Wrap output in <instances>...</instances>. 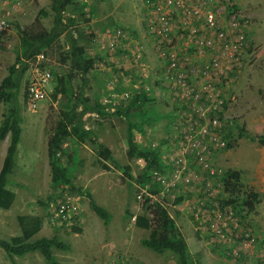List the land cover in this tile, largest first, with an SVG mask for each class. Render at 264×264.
<instances>
[{
	"label": "rangeland",
	"instance_id": "374dc122",
	"mask_svg": "<svg viewBox=\"0 0 264 264\" xmlns=\"http://www.w3.org/2000/svg\"><path fill=\"white\" fill-rule=\"evenodd\" d=\"M18 1L20 3L17 12L10 19V26L0 42V85L9 74V66L15 64L17 52L20 50L18 27L26 29L37 19L47 28L53 24L51 12L49 18H44L41 13L43 10L50 11L49 0ZM84 1L89 3L85 12L86 18H89L90 21L84 20L79 23L77 29L80 31L77 33L81 32L84 35V39L79 41L87 49L92 43H87L86 39L90 38L92 34L94 36L102 34V28L120 25L134 34V38L129 39L132 43L130 51H123L118 46V50L112 52V56L109 57L113 62L109 61L107 66L122 68V75L111 78V72H115L116 69L105 74L103 67L102 69L98 68L96 74L99 75L94 82L92 92L100 94L104 99L111 94L118 93L119 90L129 93L131 96L134 93V88L137 90L142 87L151 88L152 93L149 96L154 99H151L152 101L148 103L150 106L145 110H150L152 114L162 117L159 120H153V124L146 127L145 137L139 139L142 135H136V140L140 143L149 142L151 145L152 142L161 144L163 138L171 139V135L176 133L175 127L182 112L175 108L170 102L169 96L163 95L157 85L161 79L157 68L160 60L153 39L149 40L147 36L152 0ZM232 1L233 7L241 8V15L250 21L248 29L250 43L238 62L234 60L233 56L225 55L221 63L220 70L227 73L229 81H223L224 86L219 84V87L218 82L215 86V95L219 93L220 89L221 95L227 97L228 106L227 109H222L221 118L224 120L225 133L227 134L229 129L233 132V137L229 139L233 147L231 149L226 147L219 151L213 150L211 152L212 163L219 165L218 168L223 171L229 169L240 171L244 189L254 190V185L260 181L264 183V144L259 142L260 138L264 139V14L257 8L264 4V0ZM75 28L71 27L70 29L76 31ZM111 42L117 41H107L105 44L109 46ZM57 51L55 48L53 50L51 48L46 56H39L36 60L30 61L16 98L12 99L10 103L0 104V126L10 116L14 104H17V114L22 120L23 128L14 175H10V188L15 191L16 200L9 210H0V238L9 239L20 233L19 215H40L44 217V223L39 237H51L58 234L61 239L71 245L69 251L53 250L55 259L62 264H114L115 250L119 251V256H124V259L126 256L133 264H177V256L173 252L165 251L164 254H157L141 244V240L147 238L150 231L137 227L133 218L127 214L137 216L145 211L137 197L142 186L137 184L136 180L132 181L122 169L116 167L112 162L107 163L110 166L109 171L97 167L98 165L95 166L98 155L95 145L91 142L85 143L88 149L83 145L79 147V157L86 160V168L79 166L77 169L76 163L72 165V174L75 173L74 184L76 187L86 188L88 186L93 192L96 202L113 215V220L106 227L103 220L90 210L89 199L78 194L84 210V233L82 235L70 234L68 230L57 228L58 225L54 226V222L51 221L47 207L42 203H48L49 198L53 195L57 196V202L60 199L57 193L54 194L51 185L48 140L60 117L61 103L60 100H53L52 93H50L52 84L49 83L46 85L49 90L48 97L39 103L36 110L31 109L25 96L28 83L36 75L37 68L35 67L41 63L46 64L45 70L47 71H50L52 67L55 72H67V66L60 62L61 55L59 53L64 51L59 50L58 56L55 53ZM134 65L139 68L133 70ZM13 78L15 79V76ZM114 80H119V83H116L117 86L112 83ZM111 83L112 85H110ZM117 87H119L118 92L116 91ZM219 100L222 102L220 98ZM172 112L177 113V116L173 117L174 119L168 116ZM93 118L95 116L89 118V115H86L85 117L87 123L89 121V128L94 125ZM100 126L107 127L97 132L100 143L106 147H109L106 143L111 144L113 151L110 150L115 160L121 166H130L132 175L137 177L142 168L138 163L130 161L127 156L126 119L121 116L110 117V124ZM241 130L247 136L242 135ZM102 135H104V140L107 139L106 143L101 139ZM9 143V136L0 140V171ZM175 202L171 200L166 206L167 210L176 219V224L181 229L194 259L199 264H242L231 259L225 251L200 242L195 235L190 219L179 217L182 214L176 211L182 204L178 206ZM259 210L262 211V208ZM261 218L255 212L246 219L248 222L250 219L262 222ZM15 258L11 260L0 248V264H12L13 261L17 264H46L44 257L39 252ZM251 260L254 261V257Z\"/></svg>",
	"mask_w": 264,
	"mask_h": 264
},
{
	"label": "trees",
	"instance_id": "16d2710c",
	"mask_svg": "<svg viewBox=\"0 0 264 264\" xmlns=\"http://www.w3.org/2000/svg\"><path fill=\"white\" fill-rule=\"evenodd\" d=\"M222 1L225 3L232 2V0ZM88 5L89 3L84 0H49L50 11L43 10L41 13H43L44 18H49L50 12L52 13L53 24L50 28L45 27L39 19L26 29L18 27L20 50L17 52L15 64L9 66V74L3 79L0 85V104L10 103L12 99L16 98L17 92L20 90L21 82L28 71L30 61L36 60L39 56H46L48 50L51 48L52 50L54 48L58 50L55 52L57 56L58 52L61 50L64 51L59 53L61 55L60 62L67 66V72L58 73L55 72L52 67L49 71L51 72L49 84H52V91L50 93H52L51 95L54 101L60 100L61 110L53 134L48 140V159L51 170V185L54 194L56 195L57 193L60 198L59 200L63 201V203L68 202V200H66L67 197H65L66 194L69 193L70 197L73 198L68 203L69 208L65 210L67 218L61 221L63 223L55 220L51 212L52 207H59L57 196L53 195L49 198L48 203H42V205L47 207L48 214L50 215L51 221L54 222V226L58 225L57 228L60 227L68 230V233H73L75 235H82L84 233L83 221H85L84 210L82 209L78 194L89 199L90 210L103 220L106 227L109 226L110 221L113 220V215L96 202L94 194L88 186L83 188L76 187L74 184L75 173L72 174V165L76 163L77 169L79 166L80 168H86V160L83 157H79V147H81V145L87 142L96 145L95 149L98 158L97 162L94 164L95 166L98 165L97 167L109 171L110 166L107 163L112 162L116 167L122 169L132 181L136 179L137 184L142 187H145L147 183L151 182L152 172L155 169L161 170L163 168L160 164L161 161L158 159V157L161 156L160 151L158 149H153L152 146L147 147L139 144L136 140V135L139 134L145 137L146 127L151 126L154 121L162 117L152 114L150 110H145L148 109V106H150L148 103L151 102V99H154V97L152 98V96H149L142 87L134 93L133 99L125 107L121 106L115 112H111L110 108L103 104V98L100 94L92 92L94 82H96L99 75L96 74L98 68L102 69L103 67L105 74L116 69L110 76L111 78H116L122 71L120 67L109 68L111 66H107L111 60L101 48V41L106 39L109 31L112 39L115 38V32L118 30L128 32L131 38H134V34L120 25L102 28V34H98L97 36L92 34L90 38L86 39L87 43H92L89 49H87V47L80 43V41L84 39V35L81 32L77 33L80 31L77 29V25L84 20L90 21L89 18H86L85 12ZM0 8L4 7L1 6ZM231 9L241 14V8L234 7ZM4 13L5 11L2 10L1 14ZM71 27H76V31H72V29H70ZM184 33L187 35L189 32L185 31ZM3 35L1 36V40ZM176 35V44L193 57L194 53L197 51L194 41L190 42L189 37L186 35L183 38L179 37V31ZM246 36L248 39L249 30H247ZM249 43L250 41H248V46ZM117 47L113 52L118 50ZM223 50L224 48L220 51L208 48L207 52H212L214 54L213 56H220ZM194 63L197 64V62ZM45 67L46 64L41 63L35 68L41 71H47ZM138 68L139 66L137 65L132 67L133 70ZM157 68L161 77L157 85L160 87L163 95L169 96L170 102L177 110L182 112V105L183 110L187 111V106L180 100L179 90L178 96L176 94L173 95L172 90L165 86L164 71H166L167 68L165 62L159 61ZM14 76L15 79L13 78ZM221 86L224 85L221 84ZM48 91L49 90L46 88V98L49 94ZM174 96L178 99H175ZM172 98L177 102H174ZM220 98L223 101L219 106L221 108L219 114L221 115L222 109H227V97L221 95ZM178 102H180L181 105ZM17 106V104H14L10 116L0 126V140H4L7 136H9L10 140L0 171V210H9L16 200V193L10 188V175L14 173L17 164V153L23 133L21 125L22 120L17 114ZM108 109L109 111H107ZM179 111L178 113L180 114ZM88 114H96L100 119L106 116H121L126 119L127 156L130 161L142 158L146 162L145 168L141 170L137 177L133 178L130 166H121L113 157L110 148L98 141L95 126L99 124L100 119L93 118L94 125L89 128V121L87 123L85 120ZM168 116L173 118L177 116V113L172 112ZM241 134L246 135L243 134L242 130ZM226 137L228 140L227 148L231 149L233 146L229 139L233 137V132L230 129ZM259 142L264 144V139L260 138ZM218 170L224 174L222 181L224 190L228 195V198L223 201L224 204H233L237 213L241 217L243 216L244 221H246V218L256 211L257 205L260 203L259 193L253 189H244L242 184V173L240 171L233 169L223 171L221 168ZM156 186L154 189L158 190ZM147 201H149V198H146L143 203L145 211L137 215L135 220V225L137 227L150 231L149 236L141 240V244L157 254H164L165 251L173 252L177 256V264H199V262L194 259L181 229L176 224L174 218L171 217L168 210L157 202L149 204ZM127 216L133 217L130 213H128ZM43 223V216L19 215L18 225L20 233L9 239L0 238V248L6 252L11 260L16 259L15 257H24L29 253L39 252L44 257L46 264H62L55 259L53 250L69 251L71 250V245L61 239L58 234L51 237H39L38 235L42 230ZM261 229L262 227L260 231ZM252 236L254 237L253 247L255 250L253 256H250L247 251H240L238 257L235 258L233 255L231 259L234 258L237 262H241L242 264H251L248 261V257H250L249 259L254 257V260L259 257H264V238H261L259 233L255 232V229ZM239 245L240 242H238V247ZM230 248L233 249V246H230ZM118 252L119 251L115 250L114 264H133L129 262L126 256L125 259L123 258L124 256H119ZM12 264L17 263L13 261Z\"/></svg>",
	"mask_w": 264,
	"mask_h": 264
},
{
	"label": "built area",
	"instance_id": "2783aa9c",
	"mask_svg": "<svg viewBox=\"0 0 264 264\" xmlns=\"http://www.w3.org/2000/svg\"><path fill=\"white\" fill-rule=\"evenodd\" d=\"M19 3L18 0H0V7H4L2 9L5 11L0 15V41L9 28L10 19ZM150 4L147 36L156 43L159 57L167 66L164 71L165 86L172 90L173 95L178 96L180 92V100L187 106L185 111L178 102L182 108L178 124L179 140L169 156L174 170L169 176L155 173L157 181L162 183L165 192L172 193L173 188L183 180L187 191L196 194L185 203L195 220L196 231L210 245L233 246L232 254L236 258L240 251L252 248L254 237L241 224L233 206L221 201L223 187L218 175L222 173L214 168L211 152L226 148L228 144L224 120L218 114L221 110L219 106L223 102L219 100L220 89L217 96L215 95V86L223 77V71L219 69L225 55L233 56L238 62L247 49L246 33L249 21L238 11L227 8L232 6L231 3L220 0H157ZM178 31L182 38L186 35L185 31L189 32L186 36L190 42L194 41L197 50L193 57L176 44ZM130 38L128 32L118 30L112 39L109 31L106 39L101 41V48L108 57L112 56L117 46L123 51H130ZM113 40L117 42H112L109 46L105 44ZM208 48L224 50L220 56H213L212 52H207ZM208 56L212 60L201 64L199 60L209 58ZM50 77L49 71L37 69L35 77L29 82L27 101L32 110H36L39 103L46 98V85ZM112 83L116 86L118 80ZM116 97L119 96L111 94L105 98L104 104L115 107L117 104L109 98ZM129 97L128 93L121 96L122 99ZM174 98L178 99L175 96ZM172 100L176 101L173 98ZM165 192L162 193L163 196ZM65 197L67 203L59 200V207L54 206L51 209L53 218L58 222L67 218L65 210L69 208L68 203L73 198L68 194ZM261 259L264 264V257Z\"/></svg>",
	"mask_w": 264,
	"mask_h": 264
},
{
	"label": "clouds",
	"instance_id": "9594fccd",
	"mask_svg": "<svg viewBox=\"0 0 264 264\" xmlns=\"http://www.w3.org/2000/svg\"><path fill=\"white\" fill-rule=\"evenodd\" d=\"M113 73L114 72H111V74H113ZM122 73L123 72L121 71L120 75H122ZM110 82H112V81H110ZM118 83H119V80H118ZM118 88L119 87L116 88V91L117 92H118ZM143 90L146 91L148 94L152 93L151 88H146V89L143 88ZM136 91H137V89L134 88V93ZM134 93L131 94V96L128 99H122L121 96L123 94H125V93H123V92H121L119 90V92L116 93L119 97L109 98V99L112 100L113 103L117 104L115 107H111V106H108V105L104 104L105 98L103 99V104L106 105L107 107H109L110 110H111V112H115L116 110H118L119 107H121V106L125 107L133 99ZM26 98H27V93H26ZM107 111H109V109ZM88 115H89V118L92 117V116H95V118H99L98 115H96V114L95 115L88 114ZM178 124H179V122L177 123V125L175 127L176 133H174V134L171 135V139L168 137L167 140L165 142H162L161 144H156V143H153L152 142L151 145H150L149 142H146V143H140L139 142V144L145 145L147 147L152 146L153 149H158L160 151L161 156L158 157V159L161 161L160 164L163 166V168L161 170H156L155 169L152 172V180H151V182L147 183L145 185V187H140L142 189H140L138 191V193H139L138 196H137L138 199H139L138 201L141 202V204H142L141 207L144 208V206H143L144 205L143 204L144 203V200L146 198H149V201H147L149 204H154V202H157L161 206H163L166 210H167V207L166 206L169 204V202L171 200H172V202L176 201L175 203L178 206H180L182 204L176 210L177 213H181L182 214L179 217H185V219H190L191 223L193 224V229H194V232H195V235H196L197 239L200 242H205L209 246L210 245L209 242L204 237L200 236L199 233L196 231V223H195V220H193V216L189 212V209L187 207H185V203L187 201L191 200L192 198H194L196 196V194L187 191L186 187L184 186L183 180H180L179 183L177 184V186L175 188H173V192L172 193L165 192L164 186L162 185L161 182L157 181V178H156V175H155V173H160V174H165V175L168 174V176H169V175L172 174V172L174 170V167H173L172 163L170 162V157L169 156L172 154V151L175 149V146H176V144H177V142L179 140L178 139V135L180 133V127H179ZM141 138H142V136L139 137V139H141ZM134 162L138 163L142 169H144L145 166H146V162L142 158H138V159L134 160ZM212 164H213L214 168L219 169L218 168L219 165L217 166V164H215V163H212ZM218 176H219V179H220V181L222 183V187H223V193H222V195H220L221 201L223 202V201H225L228 198V195L226 194V192L224 190V184H223V181H222V178H223L224 174L218 175ZM134 177L135 176H133V178ZM155 186L158 187V190H155L154 189ZM163 192H165L164 196L162 195ZM140 195H142V198H139ZM169 199H171V200H169ZM232 206H234V205L232 204ZM234 211L237 214L238 218H240L241 224L245 227V229L251 231V234H254V228H253V225L252 224L250 225V221L248 222L247 219H246V221H244L243 216L241 217L237 213V211H236L235 208H234ZM132 218H133V222H135L136 216H133ZM174 220L176 222V219L175 218H174ZM255 232H256V230H255ZM211 246H213V245H211ZM215 247H217V248L225 251L226 254L230 258L233 257L232 249L230 248V246L215 245ZM247 252L249 254L251 252H253V253L255 252L253 245H252V248H250L249 250H247ZM232 259L235 260L234 258H232ZM261 260H262L261 257H259V258L255 259L254 261H252L250 259L249 262L251 264H262L261 263Z\"/></svg>",
	"mask_w": 264,
	"mask_h": 264
},
{
	"label": "crops",
	"instance_id": "0c3cea01",
	"mask_svg": "<svg viewBox=\"0 0 264 264\" xmlns=\"http://www.w3.org/2000/svg\"><path fill=\"white\" fill-rule=\"evenodd\" d=\"M24 1V0H23ZM23 1H22V3H21V5L23 4ZM25 2H26V0H25ZM20 8H22V6H20ZM257 8H259V11L260 12H262L263 14H264V4L262 5V6H259V7H257ZM2 8H0V15H2L1 13H2ZM15 12H17V10L15 11ZM15 12H14V14H15ZM14 14L12 15V18L14 17ZM11 18V19H12ZM110 117H114V116H106V117H103V118H101L100 119V122H99V124L98 125H96L95 126V132H98V130H104L105 128H107V127H102V126H100V125H103V124H110ZM166 131L168 132V129H166ZM101 139H103L104 140V135H102L101 136ZM167 140V138H163V142H165ZM98 141H100V139H99V137H98ZM105 141V143L107 142V139L106 140H104ZM110 142H111V140H110ZM108 146H109V148L112 150V147L110 146L111 144H108V143H106ZM83 146L86 148V149H88V146L86 145V144H83ZM95 148H96V145L94 146ZM8 148V147H7ZM126 149H128V146L126 147ZM113 151V150H112ZM7 152V151H6ZM6 156V155H5ZM254 190L257 192V193H259V195H260V203L257 205V209H256V213H258V215L259 216H261L262 218H261V220H262V222H258L257 220H255V221H251V219H250V225L252 224L253 225V228L256 230V232L257 233H259V235L261 236V238H264V183L263 182H259V183H257L256 185H254ZM261 194H262V196H261ZM259 208H262V211H260L259 210ZM254 212V213H255ZM260 213V214H259ZM260 220V221H261ZM262 224V225H261ZM262 227V229H261V231H260V228ZM41 233V232H40ZM253 252H251L249 255L250 256H253Z\"/></svg>",
	"mask_w": 264,
	"mask_h": 264
},
{
	"label": "bare ground",
	"instance_id": "6f19581e",
	"mask_svg": "<svg viewBox=\"0 0 264 264\" xmlns=\"http://www.w3.org/2000/svg\"><path fill=\"white\" fill-rule=\"evenodd\" d=\"M221 2H223L222 0H220ZM223 3H225V2H223ZM231 4H232V6H229V7H227V8H234L233 7V5H234V3H233V1L231 2ZM1 42V41H0ZM112 43V42H111ZM113 43H115V42H113ZM153 43H154V46H155V50L157 51V46H156V43L153 41ZM110 45V44H109ZM157 54H158V51H157ZM158 58L160 59V61H163L160 57H159V54H158ZM212 60V57H209V58H203V59H201V60H199V61H201V64L202 63H205V62H210ZM198 61V62H199ZM219 71H220V69H219ZM223 74V77H222V79H221V81L219 82V84H222V82L223 81H229L228 80V76L226 75L227 73H222ZM227 76V77H226ZM195 89V88H194ZM196 91H198L197 89H195ZM221 96V95H220ZM222 104V103H221ZM227 106H228V102H227Z\"/></svg>",
	"mask_w": 264,
	"mask_h": 264
}]
</instances>
